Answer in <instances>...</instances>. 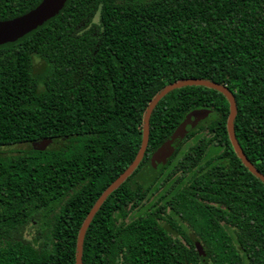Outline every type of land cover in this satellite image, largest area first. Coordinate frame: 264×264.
Returning a JSON list of instances; mask_svg holds the SVG:
<instances>
[{
    "label": "trees",
    "instance_id": "obj_1",
    "mask_svg": "<svg viewBox=\"0 0 264 264\" xmlns=\"http://www.w3.org/2000/svg\"><path fill=\"white\" fill-rule=\"evenodd\" d=\"M39 2L0 0V20ZM191 77L228 86L237 136L245 115L264 119V0H71L2 50L0 146L61 138L48 151H30L28 162L0 155V187L23 164L42 188L50 185V206L59 207L50 214V264H75L79 227L134 159L148 102L166 84ZM196 110L208 112L200 124L206 131L187 143L200 125L191 128L160 174L143 182L144 160ZM228 113L225 96L205 86L176 88L159 100L143 161L92 218L82 264H264V184L259 213L243 224L238 174L230 181L225 168L228 150L239 163ZM242 225L251 232H240Z\"/></svg>",
    "mask_w": 264,
    "mask_h": 264
},
{
    "label": "flooded vegetation",
    "instance_id": "obj_2",
    "mask_svg": "<svg viewBox=\"0 0 264 264\" xmlns=\"http://www.w3.org/2000/svg\"><path fill=\"white\" fill-rule=\"evenodd\" d=\"M4 48L5 47H0V54ZM254 113L256 115L254 119L246 115L243 117L242 122H240L241 125L243 124L240 136L236 135L235 123L234 131L247 161L258 172L264 175V119L261 117V113H257V111H254ZM248 121H254L253 125ZM201 126L202 125L196 128L195 136L188 139L192 141L195 140V137L200 138L202 133L206 131L205 129L203 130ZM252 126H254L253 140L255 142V148H250L251 140L249 136L251 135L249 132ZM43 138L45 137L38 138L33 143L27 145L22 143L16 150H10L6 148V146H0V155L18 153L22 156V162H28L30 160V157L27 156L28 153L32 150H39L35 149L34 146ZM184 139L185 137L182 141ZM228 139L231 144L229 135ZM3 147L5 149H2ZM48 150H50V148L39 151ZM233 152L238 157L239 163H237L231 151L228 150L225 168L228 171L227 175L230 181L234 177V173L237 172L238 174L241 196V215L244 224L249 218L253 217V213H259L262 191L261 183L264 184V181L248 168L246 163L236 154L234 149ZM173 154L161 171L169 160H171ZM207 155L208 154H206V156ZM141 161H143V158ZM146 162L147 160H144L140 166L139 172L142 171ZM27 169L28 166L25 164L17 166L14 172L15 176L12 172L7 174V176L4 175L8 178H16V180H5L0 187V264H38V262H35L36 259L38 256L44 257V255L49 259L43 260L44 262L41 263L50 264V214L53 216L59 207L57 205L58 203H56L57 201L50 206V185H48L47 188H42L41 184L36 180L37 177L34 173L24 172ZM226 225L228 232H236V226L231 222H227ZM240 232H251V230H247L244 225H242Z\"/></svg>",
    "mask_w": 264,
    "mask_h": 264
},
{
    "label": "water",
    "instance_id": "obj_3",
    "mask_svg": "<svg viewBox=\"0 0 264 264\" xmlns=\"http://www.w3.org/2000/svg\"><path fill=\"white\" fill-rule=\"evenodd\" d=\"M71 0H40V2L30 10L12 18L0 20V47H6L15 44L26 38L51 20L58 16ZM199 85L213 88L221 92L229 103V113L226 121L228 135L232 147L236 154L246 163L248 168L264 181V175L258 172L245 158L240 145L237 141L234 131V118L236 116L237 105L236 100L226 84H220L211 79L191 77L180 78L170 82L158 90L148 102L142 117V137L138 151L131 163L102 191L96 199L85 218L83 219L76 237L75 264H82V249L86 230L109 194L115 190L139 165L148 144L149 137V119L150 115L159 102L168 92L183 86ZM208 120V112L206 110H196L180 125L164 142H162L151 154L150 158L144 165L140 178L143 182L149 181L156 177L168 159L171 157L175 149L178 147L186 133L195 126H198ZM61 140L58 136L45 137L38 141L34 146L35 149L43 150L52 148L54 144ZM201 259L207 257L202 246L197 248Z\"/></svg>",
    "mask_w": 264,
    "mask_h": 264
},
{
    "label": "rangeland",
    "instance_id": "obj_4",
    "mask_svg": "<svg viewBox=\"0 0 264 264\" xmlns=\"http://www.w3.org/2000/svg\"><path fill=\"white\" fill-rule=\"evenodd\" d=\"M92 21L95 22V23L98 22V13H96V15H95V17L92 19ZM190 141H191V139H188V140H187V143L190 142ZM6 148H8V147H6ZM2 149H5V148L3 147Z\"/></svg>",
    "mask_w": 264,
    "mask_h": 264
}]
</instances>
